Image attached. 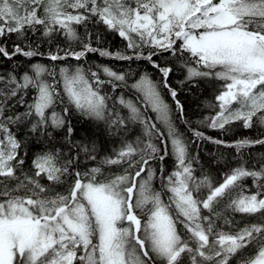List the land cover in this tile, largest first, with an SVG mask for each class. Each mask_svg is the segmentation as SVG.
Here are the masks:
<instances>
[{"label": "snow or ice", "instance_id": "6c2138e0", "mask_svg": "<svg viewBox=\"0 0 264 264\" xmlns=\"http://www.w3.org/2000/svg\"><path fill=\"white\" fill-rule=\"evenodd\" d=\"M90 23L126 47H99V33L94 46L92 33L78 31ZM37 30L49 43L56 35L67 42L47 53L51 62L143 60L161 78L145 72L129 84L130 73L81 63L0 74V264H264V153L248 151L264 147V0H0V41L15 34L23 42ZM164 54L181 62V86L219 82L205 104L214 114L197 128L169 83L173 68L153 59ZM17 55L45 53L0 42V56ZM70 113L102 123L111 150L101 155L96 141L75 140ZM237 123L256 137L226 141L199 130L227 135ZM21 127L49 144L30 163ZM204 143L234 149L218 182L190 150ZM238 214L255 222L241 226Z\"/></svg>", "mask_w": 264, "mask_h": 264}, {"label": "trees", "instance_id": "16d2710c", "mask_svg": "<svg viewBox=\"0 0 264 264\" xmlns=\"http://www.w3.org/2000/svg\"><path fill=\"white\" fill-rule=\"evenodd\" d=\"M78 31L81 36L84 35L85 31L92 33L94 46H96L95 36L97 33H99L101 36V43L98 45L99 47L108 48L110 50H123L126 47V41L119 37L118 34L111 31H106L103 25L90 23L86 29L81 26L78 28ZM28 36V40L21 42L17 39L15 34H13L10 37L4 38V41L0 42H6L9 50H11L13 46V41L20 43L21 47L25 48L28 45H31L34 48L38 46L39 51L45 53V56L28 59L17 55L11 61L0 56V74H7L13 71H15L17 74H22L23 72L30 70L32 63L37 62L45 65H51L52 63H55L60 66H75L76 64L81 63L86 68L103 64L110 66L113 70L118 72L130 73L128 77L129 84L133 83L139 78L140 75L144 74L145 72H147L153 80H160L161 78L159 72L152 68V66L147 61L143 60H135L131 62L117 61L100 57L98 54H89L86 61L78 62L70 58L67 61L51 62L46 58L47 53L50 50L55 51L57 44L60 47H66L67 42L65 41L64 37L61 35H56L54 38H52L51 43H49V38L44 37L41 30H37L34 35L32 32H29ZM75 47H77L78 50V46ZM145 51H147V49H145ZM153 59H155L161 66H170L173 68V73L169 76V83L172 85V87L178 90L177 99H179L184 105L185 117L192 122V128L198 127L196 121L203 119L204 116L214 114L212 110L205 107V104L209 101H214L215 95L218 94L219 82L207 79H198L195 81L194 85L192 83H186L181 86L178 81L184 79L186 72L182 68L180 61L168 54L154 57ZM93 70H95L94 67ZM119 92H122L128 98L135 99V94L131 89L118 90L117 94H119ZM109 94L112 93L109 92ZM162 94L164 99L169 104H172V100L166 89L162 91ZM172 106L173 108L175 107L174 104ZM21 111H23V109H21ZM149 114L154 118V114ZM70 119L72 120L73 127L75 128L73 137L75 140H83L85 142L96 141L100 148L101 155L111 150L113 147V138L107 134L105 131V126L102 123L90 121L87 118L80 117L79 114L76 113H70ZM177 124L180 128V131L184 132L188 139H191V132L188 131L183 123L178 121ZM28 130V127H21L17 129V132L18 138L29 141L27 147L24 150L28 152L27 161L30 163L33 153L39 151L40 149L48 148L49 144L44 139L36 141L35 137L28 135ZM199 130L206 132L208 136L217 137L226 141H233L245 136L253 138L256 137V132L254 130H244L240 127L239 123L234 125L232 131L227 135L220 131L207 128H200ZM53 135L56 140H60L63 136V132H54ZM190 150L199 151L200 167H202L209 175L213 177L214 182H218L220 180L221 172L226 170L224 166L225 163L227 161H231L232 157L234 156V149L221 147L218 152L216 146L211 143H204L199 149H196L195 145H193L192 149ZM64 151H67V149H64ZM248 151H251L255 155L256 159H260L261 154L264 153V147L256 146L255 148L249 149ZM219 153L224 154L225 160L220 161L216 159V156L219 155ZM171 163L172 162L170 160L165 161V174H167V171L171 169ZM252 163H254V161L250 162L249 167L252 166ZM89 166H92V164L89 163ZM197 174H199V169ZM246 183L251 184V181H246ZM154 187L157 189L159 188L158 180L154 181ZM252 190L254 191L255 189ZM235 219L240 221L241 226H243L244 223L255 222V217H243L239 214L236 215Z\"/></svg>", "mask_w": 264, "mask_h": 264}, {"label": "bare ground", "instance_id": "6f19581e", "mask_svg": "<svg viewBox=\"0 0 264 264\" xmlns=\"http://www.w3.org/2000/svg\"><path fill=\"white\" fill-rule=\"evenodd\" d=\"M217 138V137H216Z\"/></svg>", "mask_w": 264, "mask_h": 264}]
</instances>
